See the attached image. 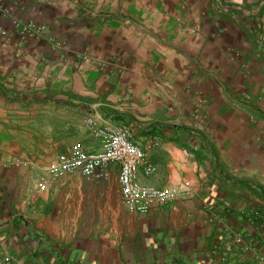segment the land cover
<instances>
[{
	"label": "crops",
	"instance_id": "obj_1",
	"mask_svg": "<svg viewBox=\"0 0 264 264\" xmlns=\"http://www.w3.org/2000/svg\"><path fill=\"white\" fill-rule=\"evenodd\" d=\"M223 2L0 0V264H264V148L235 149L228 125L212 146L188 125L207 108L215 122L247 121L222 111L236 93L264 91V0ZM18 20L49 26L68 49L20 42ZM84 52L107 67L82 62ZM90 118L130 129L157 170L141 166V184L188 182L190 195L133 213L115 164L105 178L77 173L41 190L59 155L103 150Z\"/></svg>",
	"mask_w": 264,
	"mask_h": 264
},
{
	"label": "built area",
	"instance_id": "obj_2",
	"mask_svg": "<svg viewBox=\"0 0 264 264\" xmlns=\"http://www.w3.org/2000/svg\"><path fill=\"white\" fill-rule=\"evenodd\" d=\"M13 33L22 42L47 38L55 49L66 50L65 42L53 37L46 25L15 21ZM80 60L97 69H105V59L98 55L84 52ZM92 134L102 141L103 150L99 153H88L80 145L73 146L67 153L59 155L46 171V177L40 184L41 190H46L51 181L67 175L81 174L88 180L105 178L108 168L115 164L119 167V185L123 205L133 213L148 215L154 208L165 206L182 200L190 195L189 183L178 188L156 189L139 182V168L144 166L147 176L154 174L155 167L146 165V152L131 141V131L126 126L119 128L100 127L93 118L86 122ZM160 142L153 140L148 148L158 147ZM16 164H20L16 160ZM3 264H18L15 258L7 255Z\"/></svg>",
	"mask_w": 264,
	"mask_h": 264
},
{
	"label": "rangeland",
	"instance_id": "obj_3",
	"mask_svg": "<svg viewBox=\"0 0 264 264\" xmlns=\"http://www.w3.org/2000/svg\"><path fill=\"white\" fill-rule=\"evenodd\" d=\"M217 3L220 4V8H221L224 2L223 0H217ZM259 4L260 3L254 5L255 10L256 8L259 7ZM221 11H223L222 13H224L225 10H221ZM233 12L236 14L234 10ZM18 21H21V20H18ZM24 23H31V22H24ZM47 27L51 33L50 27L49 26ZM262 36H264V33L262 34ZM44 39H47V38H41V40H44ZM261 94L262 95L257 97V99L250 100V99H247V95H244V93H236V96L234 98H231L232 101H230L231 103H233L234 108L233 109L228 108L226 112L224 110L222 111L225 113V114L223 113L225 116L232 115L238 118H241V117L245 118V116H247V121L244 119L243 121H240V122H235V121L234 122H227V121L215 122L213 121V117L211 116V111L209 112L206 104H204V106H206L207 109L205 108L206 110H203V113L189 112L190 114H189V124L188 125L189 127L193 126V129L197 127V129L195 130L201 131V133L203 132L202 134H205L209 138V140L212 143V146L214 145L213 143L215 142L213 137H215L216 131H221V130L226 129L227 125L231 126L234 128V131H236L238 135L240 136L239 139L236 140L237 145L235 149L236 148L240 150L244 149L243 152L254 153V150L258 149L259 146L264 148V91H262ZM254 117H256L257 120ZM249 121H252L253 123L249 124ZM249 125H250V131L253 132L251 136H254V134L257 132H261L262 133L261 135L263 136V138H260V137L252 138L251 136H248ZM253 126L255 127L253 128ZM262 157L264 159V156Z\"/></svg>",
	"mask_w": 264,
	"mask_h": 264
},
{
	"label": "trees",
	"instance_id": "obj_4",
	"mask_svg": "<svg viewBox=\"0 0 264 264\" xmlns=\"http://www.w3.org/2000/svg\"><path fill=\"white\" fill-rule=\"evenodd\" d=\"M251 191H254L255 192V190H253L252 188H251ZM262 223H263V226H264V221H262Z\"/></svg>",
	"mask_w": 264,
	"mask_h": 264
}]
</instances>
